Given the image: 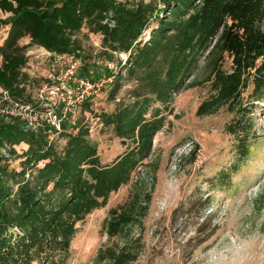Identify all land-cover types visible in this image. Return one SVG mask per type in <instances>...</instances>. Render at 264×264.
Returning a JSON list of instances; mask_svg holds the SVG:
<instances>
[{
	"label": "trees",
	"instance_id": "obj_1",
	"mask_svg": "<svg viewBox=\"0 0 264 264\" xmlns=\"http://www.w3.org/2000/svg\"><path fill=\"white\" fill-rule=\"evenodd\" d=\"M82 28L101 35L99 57L117 68L114 74L104 68L103 77L113 76L108 83L112 97L123 73L136 79L127 102L120 100L112 111L96 115L124 148L107 163L100 161L83 121L93 97L82 102L79 115L67 114L57 131L39 116L46 111L44 102L28 92L30 85H37L38 94L51 84L47 72L31 68L29 46L45 49L54 59L77 60L78 77L91 78L74 37ZM2 29L0 89L39 115L36 126H28L0 108V264L67 262L76 224L105 206L148 158L172 96L199 83L192 77L200 61L211 94L198 106L199 116L238 101L248 84L253 97L264 92V0H0ZM23 38L28 44L21 46ZM120 55L126 56L124 62ZM225 58L231 62L229 71L223 70ZM21 145L18 155L15 147ZM12 158L22 159L19 170L9 167ZM143 200L131 191L124 203L108 211L109 238L140 222L149 195ZM135 259L132 250L106 246L98 249L92 264H131Z\"/></svg>",
	"mask_w": 264,
	"mask_h": 264
},
{
	"label": "rangeland",
	"instance_id": "obj_2",
	"mask_svg": "<svg viewBox=\"0 0 264 264\" xmlns=\"http://www.w3.org/2000/svg\"><path fill=\"white\" fill-rule=\"evenodd\" d=\"M4 36L2 29L0 44ZM74 37L80 43L82 66L88 64L92 79L103 77L101 35L82 28ZM26 43L27 38L19 40L21 46ZM39 52L35 46L27 48L33 68L46 74L47 61L41 55V63L34 58ZM61 61L65 66L69 59ZM230 68L225 58L223 70ZM206 75L200 61L192 77L199 83L172 96L164 111L165 125L154 136L148 158L126 185L110 194L105 206L76 224L65 264H92L98 249L106 246L132 250L136 259L131 264H264V92L255 98L248 84L238 101L199 116L198 106L211 94ZM123 78L114 97L107 83L83 113L102 163L124 150L96 117L112 111L120 100L127 102L136 79L124 73ZM28 92L38 96L37 85H30ZM63 143L62 138L57 140L59 146ZM22 147H15L18 155ZM21 160L12 158L9 167L19 170ZM131 191L142 202L149 195L147 211L139 223L109 238L105 229L108 211L124 203Z\"/></svg>",
	"mask_w": 264,
	"mask_h": 264
},
{
	"label": "built area",
	"instance_id": "obj_3",
	"mask_svg": "<svg viewBox=\"0 0 264 264\" xmlns=\"http://www.w3.org/2000/svg\"><path fill=\"white\" fill-rule=\"evenodd\" d=\"M37 49L40 52L34 57L35 61L40 63L41 60L47 61V78L51 81L50 85H44L40 88L37 96L39 102H44L43 105L46 106V111L39 115L32 105L14 102L8 93L2 89H0V105L3 104V108H0L4 113H10L12 116H19L23 120H26L28 126H36L39 115L54 127L55 130L60 131L61 122L66 115L70 113L76 114L82 102L90 97L97 96L104 86L111 82L113 76L98 79L80 78L77 75V60L69 59V62L63 66V61H61L63 58L54 59L52 54L45 49ZM40 55L43 58L41 60L39 59ZM125 57L124 55L121 56L123 62L125 61ZM29 64L31 68L34 67L31 61ZM105 66L113 70V74L116 73L113 63L105 62ZM57 94L58 98H55ZM48 98H53V100L50 101ZM8 106H10V110H8Z\"/></svg>",
	"mask_w": 264,
	"mask_h": 264
}]
</instances>
